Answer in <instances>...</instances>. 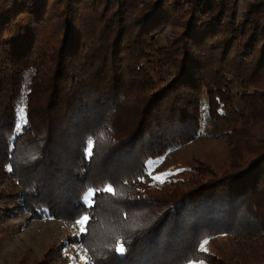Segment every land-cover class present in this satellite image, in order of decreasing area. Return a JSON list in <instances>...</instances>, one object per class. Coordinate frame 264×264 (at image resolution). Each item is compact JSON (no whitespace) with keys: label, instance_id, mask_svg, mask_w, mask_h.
Instances as JSON below:
<instances>
[{"label":"trees","instance_id":"16d2710c","mask_svg":"<svg viewBox=\"0 0 264 264\" xmlns=\"http://www.w3.org/2000/svg\"><path fill=\"white\" fill-rule=\"evenodd\" d=\"M236 12L235 0H0L1 157L30 215L89 217L93 264H264V2L250 0ZM169 23L180 31L159 46ZM164 66L172 67L171 79L159 85ZM226 111L241 122L227 133L221 167L198 161L188 176L163 182L158 196L134 192L128 198L146 223L116 234L120 222L109 223L97 234L108 218L100 210L115 194L102 189L116 183H81L87 165L120 156L134 164L123 186L151 181L149 161L194 140L204 115L219 120ZM70 130L81 133L79 149L68 143ZM24 142L40 145L31 152ZM68 149L62 164H80L67 174L56 155ZM70 173L80 185L62 207L57 198ZM89 189L94 195L82 200ZM222 234L235 241L229 254L197 250ZM117 240L126 242L125 253L114 251Z\"/></svg>","mask_w":264,"mask_h":264},{"label":"rangeland","instance_id":"374dc122","mask_svg":"<svg viewBox=\"0 0 264 264\" xmlns=\"http://www.w3.org/2000/svg\"><path fill=\"white\" fill-rule=\"evenodd\" d=\"M237 3L236 15L239 17L241 13L245 10L248 0H235ZM262 24H264V15L261 19ZM180 31V27L177 24L169 23L165 25L159 35H158V45L167 46L170 45V41L174 38L176 33ZM165 67V66H164ZM162 68L158 77H163V81L159 85H163L169 79H171L172 67L166 66ZM22 104V102H21ZM39 115L40 113H33ZM226 116L219 120H211L207 115H204L201 122L200 133L197 137L182 145L179 148L171 150L163 155L160 160L161 162L148 167L147 172L152 171L153 175L160 173H173L172 175H167L163 178L164 182L176 178H184L191 172L192 166L195 162L201 161L214 169L221 167L224 162L228 159L229 154V142L228 134L234 129L240 127V118L235 117L230 111H226ZM41 115V114H40ZM24 117V107L21 106L18 111V119L22 121ZM129 117V115H128ZM42 121L39 122V127L37 129L38 135L44 137L45 122L41 115ZM121 119L119 116L114 118V121ZM130 120L126 122L128 125ZM117 127L120 129L121 124ZM99 128V124L94 123L93 129ZM127 129V126L125 127ZM71 133L66 132V135L70 139V136H74L73 139L68 141L69 144L76 146L79 149L78 144L81 140V133L74 135V131L70 130ZM30 143V142H29ZM25 148L31 152L36 151L40 145L37 143L27 144L24 142ZM41 147V146H40ZM72 147V146H70ZM79 151V150H78ZM69 149L65 153H60L56 155V160L60 163L57 165H62L67 170L70 168L75 173L74 165L76 169L78 168L80 162L76 159L71 162L70 166H65L62 164L63 159L67 156ZM1 143H0V264H35L43 261V264H93L88 252L87 247L89 244L85 242L88 241V237L84 234L87 233L85 228L84 232L80 231V226L76 224L77 218H70L69 213L62 212V217L57 218H35L29 214L23 203L18 197V193L22 192L21 188L17 186L12 173H10L8 164L1 157ZM22 158H27L24 155V150L19 153ZM117 156L114 160L102 159L98 156V160L94 161L91 166L87 165L88 174L82 178V182L87 180L91 181H104L107 178H111L115 181V194H111L106 197L109 201L115 202L111 203L105 200V208L100 210V217L106 218V220L98 228V233L102 232L104 228L110 223L111 225L115 222H120L118 226H114L113 230L121 231L125 229H135L139 225H144L146 220L142 216V213L137 210L135 211L134 205L136 202H131L130 198L137 197L134 192L140 195H156L160 194L159 186L162 183L156 182L154 180H140L138 184L131 181L127 186H123V180L130 178L128 172L134 168V164L131 159L125 160V158ZM109 160V161H108ZM117 161V162H114ZM156 161V160H155ZM113 168V169H112ZM78 170V169H77ZM67 170V174L69 173ZM67 185H64V189H68L67 193L64 195V189L60 192L58 199H63L62 207L70 203L71 195L77 192L79 188L78 183H73L71 179ZM119 177V178H118ZM87 178V179H86ZM122 180V181H121ZM137 181V180H136ZM114 189V188H113ZM126 189L129 190L126 193ZM15 193H17L15 195ZM129 194V195H128ZM14 198V201L11 200ZM127 199V200H126ZM16 201V202H15ZM10 203V204H9ZM18 204V205H15ZM132 203V206H130ZM8 206V207H5ZM114 207V208H113ZM109 208H112L109 210ZM64 209V208H62ZM142 210V209H141ZM140 212V214H139ZM127 214V217L123 216ZM82 218V217H81ZM113 219V220H110ZM116 220V221H115ZM85 227V226H84ZM86 232V233H85ZM93 238L101 237L93 233ZM110 238H114L110 236ZM108 240L109 238H106ZM208 239V244L206 245L207 251L213 253L227 255L230 253L234 245V239L227 235L211 236ZM89 242V241H88ZM164 256V255H163ZM166 259V256L163 257ZM188 264V263H187Z\"/></svg>","mask_w":264,"mask_h":264},{"label":"snow or ice","instance_id":"6c2138e0","mask_svg":"<svg viewBox=\"0 0 264 264\" xmlns=\"http://www.w3.org/2000/svg\"><path fill=\"white\" fill-rule=\"evenodd\" d=\"M93 142L91 139H89L88 142H86V148H87V152H86V155L88 157H91V155L93 154ZM161 161L160 160H156V161H149L150 164L152 165H156L158 163H160ZM173 173H160V174H157V175H153L152 171H149L147 173L148 176L151 177L152 180L156 181V182H159V183H163L164 180L163 178L166 177L167 175H172ZM137 179H140V180H143V177H138ZM103 191L105 192H108V193H114V189L112 186H107V187H104L102 189ZM96 191H100V189H97ZM94 193H93V190L89 189L87 190L84 194H82V200H84L86 197H90V196H93ZM89 220V217L87 215H84L82 218H79L76 220V224L80 226V231L81 232H84L85 231V224L87 223V221ZM125 241H120V240H117L116 241V245L114 247V251L118 254H123L126 252V247H125ZM208 244V239L205 238L203 239L199 245H198V251H201V252H206L207 251V248H206V245ZM188 264H204V262L202 260H191V261H188Z\"/></svg>","mask_w":264,"mask_h":264},{"label":"built area","instance_id":"2783aa9c","mask_svg":"<svg viewBox=\"0 0 264 264\" xmlns=\"http://www.w3.org/2000/svg\"><path fill=\"white\" fill-rule=\"evenodd\" d=\"M248 1H250V0H248ZM259 1H263L264 2V0H259Z\"/></svg>","mask_w":264,"mask_h":264}]
</instances>
